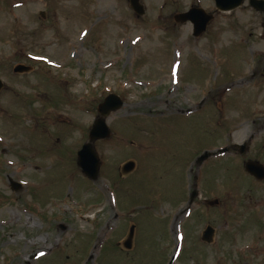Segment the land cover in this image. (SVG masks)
<instances>
[{"label":"rangeland","instance_id":"1","mask_svg":"<svg viewBox=\"0 0 264 264\" xmlns=\"http://www.w3.org/2000/svg\"><path fill=\"white\" fill-rule=\"evenodd\" d=\"M141 3L0 0V264H264V179L244 166L264 163V15ZM197 5L216 14L195 37L174 15ZM112 92L91 179L77 152Z\"/></svg>","mask_w":264,"mask_h":264},{"label":"water","instance_id":"2","mask_svg":"<svg viewBox=\"0 0 264 264\" xmlns=\"http://www.w3.org/2000/svg\"><path fill=\"white\" fill-rule=\"evenodd\" d=\"M244 0H215L216 8L221 11H231L239 7ZM130 7L134 12L141 16L145 13V8L141 3V0H129ZM249 3L257 8L258 10H264V0H249ZM214 15L212 13L206 12L203 8L192 6L189 10L185 12L176 13L174 19L176 22L184 23L190 21L193 24V35L195 37L203 34L209 22L213 19ZM31 70L30 66H25L18 64L13 68L16 73H24ZM4 87V83L0 78V92ZM123 99L117 93H109L104 100L98 104L97 111L99 116L94 120V123L88 134V141H86L82 148L78 151V165L82 168V171L91 179H96L98 177V171L100 166L99 156L94 147V142L97 139L108 138L111 134V130L106 123V117L110 112L119 109L123 105ZM246 149V144L239 146V151L244 152ZM226 149H223L225 151ZM212 153L205 151L202 155L197 158V163H202L206 158H208ZM245 169L259 180L264 179V164L257 160H247L244 163ZM135 167V162L129 160L124 163L122 170L125 173L130 172ZM19 182L12 181L11 187L17 189L19 187ZM198 195L196 185L190 194L189 204L193 202V199ZM217 200L211 201V204H215ZM135 232V225H131L128 235L123 241V246L126 249H131L133 245ZM215 234V229L211 225H207L202 232V240L211 243Z\"/></svg>","mask_w":264,"mask_h":264},{"label":"flooded vegetation","instance_id":"3","mask_svg":"<svg viewBox=\"0 0 264 264\" xmlns=\"http://www.w3.org/2000/svg\"><path fill=\"white\" fill-rule=\"evenodd\" d=\"M245 1H248L249 2V0H244V2ZM243 2V3H244ZM249 5L255 10V11H257L258 13H262L263 15H264V10H258L257 8H255V7H253L250 3H249ZM216 14V12L214 13V15ZM263 27H264V25H263ZM238 150H239V148L238 147H236ZM215 199H217V198H215ZM215 199H212V200H207V202L206 203H208L210 206H212L213 204H211L210 202L211 201H214ZM220 203V200L219 199H217V202L215 203L216 205L217 204H219Z\"/></svg>","mask_w":264,"mask_h":264}]
</instances>
